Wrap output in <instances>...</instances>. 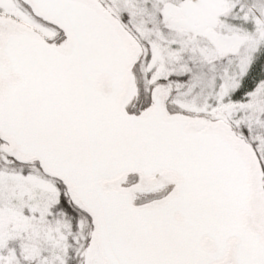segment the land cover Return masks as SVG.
Returning a JSON list of instances; mask_svg holds the SVG:
<instances>
[{"label":"snow or ice","instance_id":"obj_1","mask_svg":"<svg viewBox=\"0 0 264 264\" xmlns=\"http://www.w3.org/2000/svg\"><path fill=\"white\" fill-rule=\"evenodd\" d=\"M0 264H264V0H0Z\"/></svg>","mask_w":264,"mask_h":264}]
</instances>
